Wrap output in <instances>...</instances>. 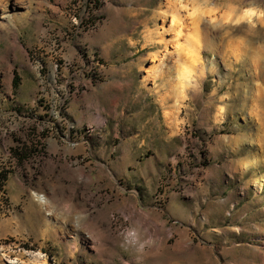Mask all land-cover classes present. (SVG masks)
<instances>
[{
    "label": "rangeland",
    "instance_id": "rangeland-1",
    "mask_svg": "<svg viewBox=\"0 0 264 264\" xmlns=\"http://www.w3.org/2000/svg\"><path fill=\"white\" fill-rule=\"evenodd\" d=\"M0 171V264H264V0L1 1Z\"/></svg>",
    "mask_w": 264,
    "mask_h": 264
},
{
    "label": "bare ground",
    "instance_id": "bare-ground-1",
    "mask_svg": "<svg viewBox=\"0 0 264 264\" xmlns=\"http://www.w3.org/2000/svg\"><path fill=\"white\" fill-rule=\"evenodd\" d=\"M3 2V0H0V2ZM15 4V3H14ZM248 10V9H247ZM253 10H250L248 13L249 14H251V12H252ZM18 15H13V19L14 20H16L18 17H17ZM180 23V22H179ZM179 23H178V25H177V23H176V25L178 26V31L177 32H179V31H181V27L179 26ZM181 24V23H180ZM175 30V29H174ZM175 33H176V31H175ZM177 34V33H176ZM177 36V35H176ZM184 71H183V74H186L187 72H189L188 70H186V69H183ZM188 74V73H187ZM185 76V75H184ZM221 114V113H220ZM247 166V165H246ZM35 199L41 204V206H43V205H47L48 204V199L44 196V194H42V193H35ZM47 214H50V211L49 212H47ZM34 256H36L37 258H39V256H37V255H35L34 254ZM36 257H34V258H36Z\"/></svg>",
    "mask_w": 264,
    "mask_h": 264
},
{
    "label": "trees",
    "instance_id": "trees-1",
    "mask_svg": "<svg viewBox=\"0 0 264 264\" xmlns=\"http://www.w3.org/2000/svg\"><path fill=\"white\" fill-rule=\"evenodd\" d=\"M16 82H17V77L14 76L13 77V84L16 85ZM6 178V175L3 171H0V188L2 187L3 185V181L5 180Z\"/></svg>",
    "mask_w": 264,
    "mask_h": 264
}]
</instances>
